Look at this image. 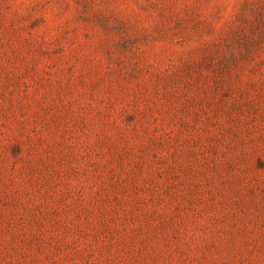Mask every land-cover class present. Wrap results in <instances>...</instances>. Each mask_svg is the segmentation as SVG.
<instances>
[{
    "label": "rangeland",
    "instance_id": "374dc122",
    "mask_svg": "<svg viewBox=\"0 0 264 264\" xmlns=\"http://www.w3.org/2000/svg\"><path fill=\"white\" fill-rule=\"evenodd\" d=\"M0 264H264V0H0Z\"/></svg>",
    "mask_w": 264,
    "mask_h": 264
}]
</instances>
